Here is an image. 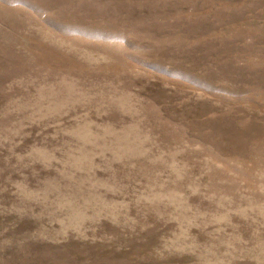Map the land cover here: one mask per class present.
<instances>
[{
	"label": "rangeland",
	"instance_id": "rangeland-1",
	"mask_svg": "<svg viewBox=\"0 0 264 264\" xmlns=\"http://www.w3.org/2000/svg\"><path fill=\"white\" fill-rule=\"evenodd\" d=\"M0 264H264V0H0Z\"/></svg>",
	"mask_w": 264,
	"mask_h": 264
}]
</instances>
